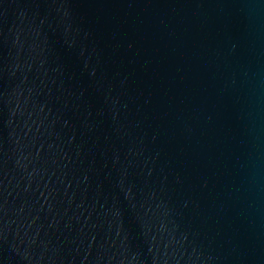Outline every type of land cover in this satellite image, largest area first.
<instances>
[{"label": "water", "instance_id": "obj_1", "mask_svg": "<svg viewBox=\"0 0 264 264\" xmlns=\"http://www.w3.org/2000/svg\"><path fill=\"white\" fill-rule=\"evenodd\" d=\"M0 264H264V0H0Z\"/></svg>", "mask_w": 264, "mask_h": 264}]
</instances>
